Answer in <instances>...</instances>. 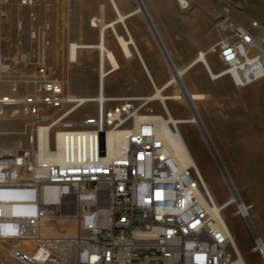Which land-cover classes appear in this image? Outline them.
I'll return each mask as SVG.
<instances>
[{
    "label": "built area",
    "instance_id": "2783aa9c",
    "mask_svg": "<svg viewBox=\"0 0 264 264\" xmlns=\"http://www.w3.org/2000/svg\"><path fill=\"white\" fill-rule=\"evenodd\" d=\"M52 1L58 0L0 4L26 7L35 21L36 7ZM175 1L182 12L194 7L192 0ZM231 10L227 3L213 22L220 34L213 51L222 64L219 77L245 87L264 78V25L251 22L261 30L256 34L235 20ZM0 15L7 20L10 14L1 9ZM23 28L18 19L13 52H0V82L8 85V92L0 94V115L19 112L31 120L26 146H0V246L14 264L233 263L237 253L220 215L224 208L214 210L195 166L180 165L167 132L154 127V117L160 115L153 107L156 100L147 94L105 93L104 100L88 96L94 113L75 117L84 104L70 92L68 79L48 65V25H31L27 46L20 37ZM201 54L206 52L199 51L192 64L201 61L206 67L198 59ZM103 64L104 76L116 69L107 54ZM25 72L27 78L22 77ZM174 85L169 80L166 89ZM140 119H148V126L136 133ZM106 121H117L119 130H127L125 148L114 156L116 164H102L89 147L93 131L106 128ZM59 130L85 134L89 157L74 152L73 142L63 147ZM58 216L74 218L75 231L46 229L58 223ZM241 216L253 237L252 250L264 263V237L250 214ZM0 264H5L1 257Z\"/></svg>",
    "mask_w": 264,
    "mask_h": 264
},
{
    "label": "rangeland",
    "instance_id": "374dc122",
    "mask_svg": "<svg viewBox=\"0 0 264 264\" xmlns=\"http://www.w3.org/2000/svg\"><path fill=\"white\" fill-rule=\"evenodd\" d=\"M231 5V14L235 20L237 18L247 26L252 32L260 34L261 30L251 26L254 20L260 21L264 25V1L263 0H232L227 1ZM224 5V4H223ZM222 2H209L207 10H197V21L195 28L190 33V38L197 39H216L220 34L211 28V24L219 18ZM49 5L40 4L36 7V15L43 9V17L46 15ZM200 7V6H199ZM6 9L9 12V18L6 20L0 15V52L12 53L18 38L16 30V21L20 19L24 22V28L20 37L24 39V45H29V30L31 25L23 19L25 10L28 16L29 9L24 7L20 10L15 2L0 4V10ZM17 16V18H16ZM37 17V16H36ZM237 17V18H236ZM44 22L43 24H45ZM30 25V26H29ZM51 27L48 26V39L50 41L47 50V62L52 71L56 73L57 69L63 68L66 72L68 67L78 65V62L69 61V43L79 42L72 38H51ZM226 35V33H223ZM78 39V38H77ZM82 44H87L83 42ZM160 45L161 41H160ZM116 51V50H115ZM60 53V54H59ZM117 55L118 52L116 51ZM98 48H78L77 57H86L88 62H94L99 58ZM115 55V54H114ZM58 57L64 58V64H59ZM208 59V60H207ZM67 60V61H66ZM206 60L216 73L222 68L217 54L211 52ZM155 68L161 74L169 75L168 66L164 61L156 59ZM172 67V65H171ZM172 69H174L172 67ZM95 69L91 64L81 69L75 86L72 81L69 86L71 93L78 96H95L98 92L97 82L89 79ZM59 74V70L57 71ZM56 73V74H57ZM28 73L22 75L27 78ZM118 75L110 73L106 80L115 81ZM182 87L188 92H201L206 97L195 100L192 103L196 114L202 124L210 133L217 150L228 168L239 195L245 202H253L250 208V215L253 223L259 231L264 234V78L245 87L236 86L228 76L212 78L206 69H202V64H196L191 70L182 75ZM164 90L166 94L181 92V86L177 84ZM79 86V88H77ZM160 87V86H159ZM8 92L6 82H0V94ZM153 92L151 87L146 91H118L114 86H106L105 93L110 95H140ZM172 115L175 118L185 119L193 114L191 107L184 100L168 99L166 101ZM94 103H85L74 113V116L87 115L94 113ZM153 107L156 112L165 115V110L161 107L159 101H154ZM31 120L23 117L19 112L12 115H0V146L28 144L29 128ZM187 146L194 158V161L206 181L212 188L217 200L220 203L226 201L231 193L230 187L221 174L216 161L210 152V149L204 140L199 125L192 122H182L178 125ZM243 201V202H244ZM244 202V203H245ZM246 204V203H245ZM226 223L229 225L231 233L234 235L237 244L247 262V264H264L261 257L251 249L253 247V237L251 231L240 213L237 212V206L231 204L224 209ZM53 228L49 224L46 229L51 231H66L72 233L75 231V220H59L54 223ZM263 236V235H262ZM0 257L5 264H14V259L0 246Z\"/></svg>",
    "mask_w": 264,
    "mask_h": 264
},
{
    "label": "crops",
    "instance_id": "0c3cea01",
    "mask_svg": "<svg viewBox=\"0 0 264 264\" xmlns=\"http://www.w3.org/2000/svg\"><path fill=\"white\" fill-rule=\"evenodd\" d=\"M218 1H221L222 5H226L228 0H192L194 7L188 12H182L178 9L175 0H142L145 10L160 36L169 60L177 70L190 65L197 58L199 51L206 52V58L209 53L214 52L213 46L219 38L206 41L197 39L194 41L190 38V33L195 28L194 24L198 19L197 10L208 11L209 2L214 4ZM39 11L35 21H31L29 15L25 14V10L21 9L19 11V13H24L23 15L20 14L25 20V26L26 23L44 25L43 23L46 22L45 24L51 27L49 33L51 38H72V40L82 41V43H97L100 38H104L106 46L113 51L119 64L116 69L110 72H115L118 75L115 81L107 83L106 77L110 73L104 77V90L108 85L114 86L116 90L121 92L146 91L147 87L154 89L155 86H166L173 76L171 64L166 59L148 23L145 12L139 10L137 0H58L50 3L44 17L42 15L43 9ZM95 17L100 20L97 25L91 22ZM18 19L21 20L20 17ZM237 21L245 26L238 18ZM119 37L127 40L132 39L133 42L129 43V46L132 49L137 48L140 55L133 52L131 56H126L120 45ZM99 58L91 63L88 62L86 57L81 56L79 58L78 56L75 61L78 62V65L72 68L68 67L66 72L63 68H59L57 69L59 74L57 71L56 73L60 77H66L69 86L71 81L75 86L78 75L81 74V69L90 63L91 68H94L96 72L89 79L96 81L97 87H99L101 84ZM156 59L166 63L169 75L165 76L156 70L154 63ZM64 62V58L58 57V66L64 64ZM199 63L202 64V69L205 70V65L201 61H197L189 66L186 72ZM242 200L244 201V199ZM245 203L250 208L253 206L252 201ZM259 233L264 237L261 231Z\"/></svg>",
    "mask_w": 264,
    "mask_h": 264
},
{
    "label": "bare ground",
    "instance_id": "6f19581e",
    "mask_svg": "<svg viewBox=\"0 0 264 264\" xmlns=\"http://www.w3.org/2000/svg\"><path fill=\"white\" fill-rule=\"evenodd\" d=\"M123 19V17H121ZM118 40V39H117ZM159 44L160 40L157 38ZM120 45L122 46L123 52L130 56L135 52L137 55L139 54L137 48H130L129 43H132V39H125L122 37H119ZM78 48H98L100 55H101V74H100V81H101V92L100 94L97 93L95 96H89L91 98H97L100 100H104L105 98V90L103 87V80L104 75L106 74L105 70L103 69V61L104 56L107 54L112 65L114 68L118 67V61L113 53L105 44L104 38H100L99 42L97 43H77L73 42L69 46V61L74 62L77 59V49ZM140 55V54H139ZM199 60H204L206 63V71L212 78H217L220 76L221 73L219 71H216V73L213 71L211 66L209 65L208 61L206 60V57L201 54V56L198 58ZM194 62L193 64H195ZM192 64V63H191ZM190 64V65H191ZM192 64V65H193ZM186 66L182 69H178L177 72H175V75L171 77L170 81L175 82L176 84H179L181 86V92L180 93H174V94H166L164 93V90H166L167 86H155V89H153V92L150 94H147L150 100H157L162 104L163 109L165 110V115L161 114L159 117H154V127H157V130H165L168 134V140L171 142V149L172 152L178 161V163L182 166H189L193 165L199 172L203 183L208 190L213 202H214V210H219V207L221 208H227L231 204H235L237 206V212L240 214L246 215L250 214V207L243 202L241 199V196L238 193V190L234 184L233 178L226 167V164L222 160L217 147L215 143L212 140V137L204 124H202V121L200 120L198 113L196 114L194 107L192 106V103L195 104V100H200L205 98L206 96L201 92H191L188 90V92L182 87L181 81H182V75L186 72L188 67ZM174 72V69H173ZM118 97H122L123 95H116ZM168 99H175V100H184L189 104L191 107V110L193 111V114L185 119L181 118H175L166 101ZM78 101L80 104L88 103V96H78ZM182 122H192L195 123L197 126L199 125V128L201 130V133L204 137V140L206 141L210 152L212 153L216 164L223 175L225 181L230 187V197L224 201L223 203H217L216 198L214 197L210 186L206 183L204 178L202 177L194 158L187 146V143L178 127L179 123ZM143 126H148V119H140V126H136V133H143ZM108 129V130H107ZM126 138H127V130H119L118 128V122L117 121H106V128H100V131H93V138L92 140H89V147L93 148L95 150V153L98 154V158L101 159L102 164H116V157L114 156H121V149L125 148L126 145ZM58 139L63 141V147H70V142L74 143V152H79L82 157H89V148L88 143L85 140V134H76V133H69L66 132V130H59L58 132ZM220 215L228 227L226 223V218L223 216L224 212ZM69 217L65 216H58L59 220H67ZM74 220V218H73ZM252 223V222H251ZM254 225V224H253ZM251 227L253 228L254 226ZM229 228V227H228ZM230 231V229H229ZM230 235L232 238L233 246L235 248V251L237 253V257L235 258L233 263H227V264H247L237 242L234 237V235L230 231Z\"/></svg>",
    "mask_w": 264,
    "mask_h": 264
},
{
    "label": "water",
    "instance_id": "95a60500",
    "mask_svg": "<svg viewBox=\"0 0 264 264\" xmlns=\"http://www.w3.org/2000/svg\"><path fill=\"white\" fill-rule=\"evenodd\" d=\"M137 1H138V4H139V10H142V11L145 12V14H146V18H147V20H148V23H149V25H150V27H151V29H152V31H153L155 37L158 38V39L161 41L160 36L158 35L155 26L153 25V23H152V21H151L149 15L147 14V12H146V10H145V8H144V4H143L142 0H137ZM161 44H162V42H161ZM160 46H161V45H160ZM161 48H162V50H163V53H164L166 59H167L168 62L172 65V63L170 62L169 57H168V55H167V53H166V50L164 49L163 45L161 46ZM172 67L174 68V72H173V76H174V75H175V72H177V69H176L173 65H172ZM172 70H173V69H172ZM250 224H252L251 221H250ZM252 226H253V225H252Z\"/></svg>",
    "mask_w": 264,
    "mask_h": 264
}]
</instances>
